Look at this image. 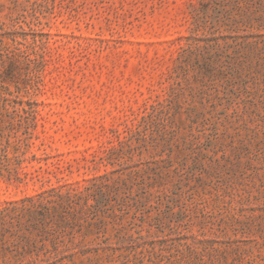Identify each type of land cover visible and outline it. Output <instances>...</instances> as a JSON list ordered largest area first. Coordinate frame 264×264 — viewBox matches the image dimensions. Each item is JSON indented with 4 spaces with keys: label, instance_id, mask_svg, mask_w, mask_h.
Masks as SVG:
<instances>
[{
    "label": "rangeland",
    "instance_id": "rangeland-1",
    "mask_svg": "<svg viewBox=\"0 0 264 264\" xmlns=\"http://www.w3.org/2000/svg\"><path fill=\"white\" fill-rule=\"evenodd\" d=\"M106 172L63 264H264V0H0V264L46 255L16 200Z\"/></svg>",
    "mask_w": 264,
    "mask_h": 264
},
{
    "label": "trees",
    "instance_id": "trees-1",
    "mask_svg": "<svg viewBox=\"0 0 264 264\" xmlns=\"http://www.w3.org/2000/svg\"><path fill=\"white\" fill-rule=\"evenodd\" d=\"M248 36L244 35V39ZM244 42L248 44L250 41ZM108 173L82 178L76 181V185L66 182L60 186H50L16 200V207L6 212L5 216L9 215L20 226L27 225L35 236L31 241L26 239L24 243H13L18 254L43 249L46 255L40 264H63L77 252L88 251L87 244H82L76 238L89 232V226L96 224L95 219L89 216L106 205V193L110 190L105 183L110 175ZM20 235L21 240L25 239L24 234Z\"/></svg>",
    "mask_w": 264,
    "mask_h": 264
}]
</instances>
